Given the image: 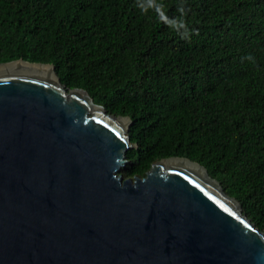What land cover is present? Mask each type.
Returning <instances> with one entry per match:
<instances>
[{
	"label": "trees",
	"instance_id": "1",
	"mask_svg": "<svg viewBox=\"0 0 264 264\" xmlns=\"http://www.w3.org/2000/svg\"><path fill=\"white\" fill-rule=\"evenodd\" d=\"M18 59L130 118L123 179L189 159L264 233V0H0Z\"/></svg>",
	"mask_w": 264,
	"mask_h": 264
},
{
	"label": "water",
	"instance_id": "2",
	"mask_svg": "<svg viewBox=\"0 0 264 264\" xmlns=\"http://www.w3.org/2000/svg\"><path fill=\"white\" fill-rule=\"evenodd\" d=\"M130 124L52 64H0V264H264V233L201 165L123 179Z\"/></svg>",
	"mask_w": 264,
	"mask_h": 264
},
{
	"label": "bare ground",
	"instance_id": "3",
	"mask_svg": "<svg viewBox=\"0 0 264 264\" xmlns=\"http://www.w3.org/2000/svg\"><path fill=\"white\" fill-rule=\"evenodd\" d=\"M195 164V163H194ZM197 165V164H196Z\"/></svg>",
	"mask_w": 264,
	"mask_h": 264
}]
</instances>
